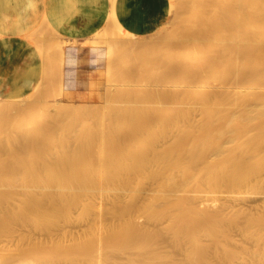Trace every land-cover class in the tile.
Segmentation results:
<instances>
[{"label":"bare ground","instance_id":"1","mask_svg":"<svg viewBox=\"0 0 264 264\" xmlns=\"http://www.w3.org/2000/svg\"><path fill=\"white\" fill-rule=\"evenodd\" d=\"M108 1L112 40L51 37L48 65L59 50L108 57L82 69L89 91L51 93L60 69L50 83L41 65L30 95L0 98V219L6 248L24 245L0 264L191 263L221 191L264 193V0H169L170 27L147 38L158 53ZM238 208L264 250V199Z\"/></svg>","mask_w":264,"mask_h":264},{"label":"rangeland","instance_id":"2","mask_svg":"<svg viewBox=\"0 0 264 264\" xmlns=\"http://www.w3.org/2000/svg\"><path fill=\"white\" fill-rule=\"evenodd\" d=\"M11 1L12 0H0V33H1V35L4 34L6 31V30H4V28H2L1 22H3L5 20V17L2 14H4V12H6V8L9 6ZM76 1L77 0H75V6L78 4L85 3V1L88 2V0H80V1L78 0L77 2ZM106 1H108V0H106ZM89 2L90 3L92 2L93 4H96V5L99 3L98 0H90ZM108 2H106V3L108 4ZM129 3L130 4L134 3L132 6V12L127 13L129 10H128V8L125 9L126 8L125 7L124 10H125L126 14L124 13V15H123V17H125V18L129 17L131 19V21H130L131 24H130L129 28L124 27L119 22V25L122 27V29L124 31H127V32H129V33H131V34H133L139 38L141 37V38H144L145 40H150L148 43H150L152 41L151 39H153V42L154 41L156 42V40H154L155 39L154 37L157 35V33L159 31L161 33L163 32L165 34L162 26L164 24L166 25L169 21L171 22V20H169V19H171L172 13L175 10L169 6V0H135V1L131 0V2L129 1ZM109 5H110V3L108 4V6ZM16 6H17V3L15 4V7ZM79 10L80 9L76 8L77 13ZM126 10H128V11H126ZM92 17H97L98 21H97L95 29H93L90 33H86L87 35L82 33V28H78V29L73 28L72 29L71 26H66V27H64V29L58 30V29L52 28L49 23H48L49 26L53 30L52 29L48 30L47 25L45 27V25L40 24V25H38L40 27L37 26L35 29H33L31 31V32H33L32 35H31V32L26 35L28 40L29 39H30V41L32 40V42H33L32 47H33V49L36 52V55L38 57V62L31 64L30 67H28L27 69L28 70L30 69L29 70V72H30L32 70L31 68L37 69L39 65H43L45 72L47 70L52 71L54 69L55 70L57 69L55 71V74L60 69L61 73L58 72L56 74V75L59 74L58 77L56 76L58 82L56 80H54L56 78L51 77V76H53V71H52V73L50 72L52 75H50V73L48 71L46 72V75L47 74L49 75V76L48 75L47 76L49 77L50 83H51V81L53 82V80L55 81L54 85L52 83L50 85V88L52 90L51 93L55 92L54 91L56 89L55 87H57V89L62 91L61 98H63L64 100H66V98L70 97V95L71 94L73 95L74 93L76 95V97L75 96L74 97H75V99H77L79 94H81V93L83 94V93L89 91V89L91 87L90 80L81 71L85 67H90V68L94 67V69H96V68L102 69L103 65H105L104 63L107 62L106 59L108 58L107 57L105 59V56H103L102 52H104V54H105L106 53L105 51H107L108 47H111L112 45L111 46L110 45L100 46L99 52H101V54H102L100 56H103V57H101L102 60L101 59L100 60H94V59H96L95 58V51L96 50H94L88 54H77V55H76V53H72L71 51H69V52L64 51L62 53L59 50L56 53L61 55L62 57L59 55L57 56L55 54L57 59L56 58H54V59H56L55 62L58 64L55 66L56 63L54 62L53 58H49V60H50L49 65L47 64V62H48L47 57L52 55V54H50V55H48V54H49V52H51V53L53 52V51H51L52 49H51L50 44L52 43L54 36H55V38H57L59 33H60L59 34L60 38L66 37V38H72V39H82V38H85L86 36H89L93 33H96L97 35L98 34L100 35L99 36L100 38H108L109 39L108 41H110V40H112V38L116 34L114 31L116 30V32H119L118 27L115 28V26H114L111 29L104 27L105 20H106V17H104V15H101L100 17H99V15H95V16L93 15ZM45 23H47V22L44 21V24ZM166 26L170 27L169 24H167ZM102 28L105 30H103ZM114 28H115V30H113ZM159 28H161V29H159ZM106 29L109 30L108 31L109 34L107 33ZM165 29H166V27L164 28V30ZM167 29L165 31L168 32L169 30H167ZM55 30L57 31V33ZM112 31H113V35H114L113 37L111 36ZM38 32H39V34L36 35ZM105 32L107 33L108 37L105 34ZM46 33H48V34H46ZM159 33H158V35H159ZM32 36H34L35 39H34V37H33V39H31L30 37H32ZM68 36H70V37H68ZM110 36L112 38H110ZM116 36H118V34H116ZM147 38H151V39H147ZM44 39H45V41H44ZM122 41H124V40L122 39ZM153 42H151L152 44H150V45L148 44L147 47H149L151 45H153L152 47H155L156 44H159L158 42H156V44H154ZM46 46H47V49L48 48L50 49L49 51L47 50L48 52H44V51H46ZM157 47L158 46H156L155 49L154 48H149V49H151V51H153L152 49L157 51V49H158ZM159 48H161V50H162V47L159 46ZM107 52H109V51H107ZM158 52H160V51L158 50L157 53ZM41 56H42V58H41ZM53 57H55V56L53 55ZM60 58L62 60H60ZM88 58H90V61H88L89 60ZM42 59H43V63L40 62ZM51 59L53 60V63L51 62ZM107 60H109V59H107ZM40 63H42V64H40ZM13 67H16V66H12L9 69V71H10L9 74L13 75L14 77H11L12 83L9 86V88L6 89V94L8 95V98L9 99H17V98L23 97L25 94L30 95L32 90H33V86L31 85L32 87L31 86L27 87L23 82L26 77L17 76V74H19L18 72H21V71L19 70V68H13ZM21 74H22V72H21ZM120 79L121 78H119L118 80H120ZM59 83H60V85H59ZM151 83L152 82H150V84H147L149 86L146 85V87L151 88L152 86H154ZM31 84H33V81H31ZM59 86H60V88H58ZM52 88L53 89L55 88V89L53 90ZM28 89H29V91H27ZM57 89H56V91H57ZM25 90L28 93H25ZM44 92H46V95H49V93H47V91L45 89V91H43V93H42L43 96L41 97V95H40V98H42V99H44V97H45ZM6 94H4V93L0 94V98L6 100ZM75 99H73V100H75ZM0 132H1L0 134L4 136V139H3L2 138L3 136L0 135V137L2 138V139L0 138L1 139L0 148H1V146H3V147L5 146L4 147L5 151H1L3 147L0 150L1 151L0 157H2V156H6L3 154L4 152L6 154V142H4L6 140L5 139L6 138V127H2V129H0ZM2 133H4V134H2ZM1 142H2V145H1ZM2 168L0 166L1 172L4 171V169L2 170ZM4 172L5 173H3V174L0 173V174H1V176L4 175L6 177V170ZM4 176H3V179L5 181L2 179V177H0V179H1L0 183H3V181H4L5 185H7L6 184V178ZM5 185L0 184V187H4ZM218 196H219L218 197L219 199H217V200H219L220 203L215 202L214 206L213 205L210 206L211 208L213 207L212 210L215 209L217 212L214 211L210 218H208V216L205 217L203 214L201 215V217H202L201 219H202V222H203L205 227H210V226L214 227L215 231H214L213 237H208L207 234L201 235L199 246L196 247V249H192L191 253H190L193 261L191 263H189L188 260L186 258H184L182 264H264V250H262L261 246L257 245V243L254 240H252L248 235H245V233L243 232L246 229V227L248 230L249 229L252 230V228L255 229L256 227L253 226L254 222L252 221V223H251V221H250V225H249L248 224L249 220L248 219L245 220L244 214H242L240 212V209L238 208L242 204L245 205L246 203L251 205V206L260 203L261 200L264 199V193H262L261 188L255 187V188H252L251 190L248 189L245 192H238L237 188L232 189V190H228V191L224 190V191H221L218 194ZM232 204L234 205V207H232ZM9 207H11L13 209H17V207H19V204L18 205L17 204L10 205ZM206 208H209V207H206ZM220 208H222L223 211ZM214 213H217V215H214ZM0 220H1L0 221V255L3 254L1 256H4V254H5L4 257H6L7 252L8 253L9 252L10 253H18L21 249H23L22 247L24 245L20 244L21 247H17V245H15V242L17 241L18 238L16 239V237H12L9 239V241H10V242L8 241L9 246L6 248V233H5L6 231L2 229L3 220L2 219H0ZM73 225L72 226L74 228H76L75 230L81 229V226H82V224L80 222L79 223L77 222V224H76V222H74ZM78 226H80V228ZM65 227H68V226L65 225ZM35 235L38 236L39 232L37 234L35 233ZM19 242L17 241L16 244L17 243L19 244ZM13 245H15V246H13ZM9 249H10V251H9ZM5 250H6V252H5ZM28 254L30 255V253H28ZM178 254L179 253L174 252V255L176 257L179 256Z\"/></svg>","mask_w":264,"mask_h":264},{"label":"crops","instance_id":"3","mask_svg":"<svg viewBox=\"0 0 264 264\" xmlns=\"http://www.w3.org/2000/svg\"><path fill=\"white\" fill-rule=\"evenodd\" d=\"M89 1L76 6L75 0L11 1L6 8V12L2 14L5 20L1 22L2 28L6 29V31L0 36V94H6V89L12 83L11 77L14 76L9 74V69L12 66H16L13 68H19L22 72V74L18 72L17 76L26 77L23 82L27 87L31 85L34 87L41 71V65L37 69L31 68L30 72V69H27L31 64L38 62V57L32 47V43L27 40L25 35L43 23L45 18V22L49 20L47 23L54 29L59 30L64 29L66 26H71L72 29L82 28V33L87 35L86 33H90L95 29L98 21L97 17H92L93 15H99V17L104 15L106 17L108 13L112 12L111 5L108 6L106 0H98L99 3L97 5ZM129 1L131 2V0H115L116 3L113 9L118 21L126 28H129L131 19L123 17L124 13L126 14L124 8H128L129 11H126L130 13L134 4H130ZM16 3L17 6L15 7ZM76 8L80 9L78 13ZM40 21L43 22L40 23ZM31 81H33V84H31ZM27 91L25 90V93ZM6 97H8L7 94Z\"/></svg>","mask_w":264,"mask_h":264}]
</instances>
